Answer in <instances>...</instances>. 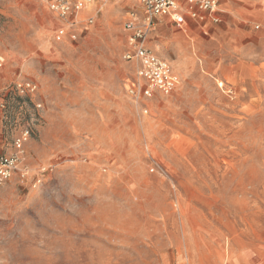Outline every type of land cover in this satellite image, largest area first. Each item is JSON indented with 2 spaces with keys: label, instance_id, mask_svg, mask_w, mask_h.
<instances>
[{
  "label": "rangeland",
  "instance_id": "1",
  "mask_svg": "<svg viewBox=\"0 0 264 264\" xmlns=\"http://www.w3.org/2000/svg\"><path fill=\"white\" fill-rule=\"evenodd\" d=\"M47 1L0 0L1 152L30 136L0 188V264H264V0L159 18L147 47L178 84L139 100V4L63 20Z\"/></svg>",
  "mask_w": 264,
  "mask_h": 264
},
{
  "label": "built area",
  "instance_id": "2",
  "mask_svg": "<svg viewBox=\"0 0 264 264\" xmlns=\"http://www.w3.org/2000/svg\"><path fill=\"white\" fill-rule=\"evenodd\" d=\"M95 1L105 5L109 0H48L47 3L51 12L67 20L72 16H78L79 12ZM134 1L139 4L142 14L131 12L125 24L126 30L132 33L130 45L133 48V51L125 55V59L138 64L137 79L130 84L128 92L138 100L142 97L152 98L155 90L169 95L178 84V78L173 73L170 63L147 47L149 32L154 28L156 21L163 17H171L181 28L187 25L188 18L204 22L209 17L213 23H218L219 0H183L184 4L181 0ZM64 35L65 30L60 29L57 39L61 40ZM18 90L22 95L32 94L36 92L37 85L34 82H25L18 86ZM2 106L0 104V107ZM29 137L28 131L22 133L14 142L15 153L10 156L0 150V188L19 172L25 143ZM22 177H25V173Z\"/></svg>",
  "mask_w": 264,
  "mask_h": 264
},
{
  "label": "crops",
  "instance_id": "3",
  "mask_svg": "<svg viewBox=\"0 0 264 264\" xmlns=\"http://www.w3.org/2000/svg\"><path fill=\"white\" fill-rule=\"evenodd\" d=\"M181 2L184 4V1L183 0H181ZM96 3H98V1H96V2H94V4H96ZM190 21H192V20H188V22H187V26H188V23L190 22ZM207 22H209V21H207ZM206 22V23H207ZM180 38L181 39H185L186 37H185V34L183 35V34H181L180 35ZM69 255L67 254V257H68ZM81 256H83V257H86L87 256V254L85 253V251H83L82 252V255Z\"/></svg>",
  "mask_w": 264,
  "mask_h": 264
},
{
  "label": "bare ground",
  "instance_id": "4",
  "mask_svg": "<svg viewBox=\"0 0 264 264\" xmlns=\"http://www.w3.org/2000/svg\"><path fill=\"white\" fill-rule=\"evenodd\" d=\"M105 5H106V4H105ZM88 7H89V8H88ZM90 7H91V5L87 6L83 11L79 12L78 16L80 15V13H83V12H85V11H88V10L90 9ZM87 8H88V10H86ZM101 10H102V8H101Z\"/></svg>",
  "mask_w": 264,
  "mask_h": 264
}]
</instances>
